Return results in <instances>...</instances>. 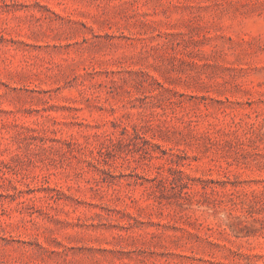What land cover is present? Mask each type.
Listing matches in <instances>:
<instances>
[{
    "label": "rangeland",
    "instance_id": "374dc122",
    "mask_svg": "<svg viewBox=\"0 0 264 264\" xmlns=\"http://www.w3.org/2000/svg\"><path fill=\"white\" fill-rule=\"evenodd\" d=\"M0 264H264V0H0Z\"/></svg>",
    "mask_w": 264,
    "mask_h": 264
}]
</instances>
